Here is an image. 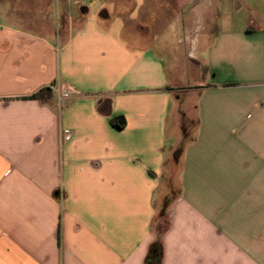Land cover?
<instances>
[{
	"label": "crops",
	"instance_id": "0c3cea01",
	"mask_svg": "<svg viewBox=\"0 0 264 264\" xmlns=\"http://www.w3.org/2000/svg\"><path fill=\"white\" fill-rule=\"evenodd\" d=\"M111 2L0 27V264H146L186 132L161 264H264V0H218L214 27L178 0L200 27L158 47V7ZM54 84L77 93L26 99Z\"/></svg>",
	"mask_w": 264,
	"mask_h": 264
},
{
	"label": "rangeland",
	"instance_id": "374dc122",
	"mask_svg": "<svg viewBox=\"0 0 264 264\" xmlns=\"http://www.w3.org/2000/svg\"><path fill=\"white\" fill-rule=\"evenodd\" d=\"M112 0H0V27L13 26L22 31L28 33L40 34L45 27L48 28L49 32L63 30V25L68 17L69 10L72 11L74 17L79 16L82 7H88L91 12L92 17H99V15L108 10L109 14H115L114 3ZM122 1V0H121ZM135 3L144 4L145 0H134ZM176 1L178 0H147L146 7L153 9L158 7L159 14H151L146 17L147 22H153V20H158L159 26H156L154 32L162 33V40L156 43L157 47L161 44L175 43L174 40L176 36L180 34L193 33V29H198L200 26H186L183 25L185 22L189 21L191 18V6L187 5L183 8V16H180L176 9ZM195 1V0H193ZM204 1L205 3L197 4V8L205 9L206 4L212 7L210 14L212 21H210V27H214L216 24L217 17V4L218 0H198ZM190 2V1H189ZM147 9V10H148ZM70 16V15H69ZM159 39V37H158ZM174 160H171L168 164L169 168H172L171 175L169 177L171 183L176 188L177 191L181 193V187L178 183V175L180 172V166L178 160L180 156H175ZM169 176V175H168ZM161 197L159 198L157 205H161L163 197L172 195L168 190V184L162 183L160 187ZM176 193H179L177 192ZM162 194L163 197H162Z\"/></svg>",
	"mask_w": 264,
	"mask_h": 264
},
{
	"label": "trees",
	"instance_id": "16d2710c",
	"mask_svg": "<svg viewBox=\"0 0 264 264\" xmlns=\"http://www.w3.org/2000/svg\"><path fill=\"white\" fill-rule=\"evenodd\" d=\"M53 97L54 94L51 87H46L41 89L37 93L26 97V99L37 100L42 103H49L52 101ZM120 120L121 119L116 118L111 121L112 125L115 126V128H117L118 130H122L125 127L124 120ZM192 141H194L193 138L187 136V132L184 133V137L175 151V156H180L185 147ZM165 183L168 184V190L172 195L163 197L161 205L159 207L157 205V214L152 224L156 233V240L150 248V251L146 258V264H161V260L163 258V237L170 224L169 209L174 201L180 197V192L177 191L176 188L174 189V186L169 178L166 179ZM176 191L179 193H176Z\"/></svg>",
	"mask_w": 264,
	"mask_h": 264
},
{
	"label": "built area",
	"instance_id": "2783aa9c",
	"mask_svg": "<svg viewBox=\"0 0 264 264\" xmlns=\"http://www.w3.org/2000/svg\"><path fill=\"white\" fill-rule=\"evenodd\" d=\"M53 93L55 94L59 103L63 101L73 98L76 95V89L72 86H62L60 84H54L51 86ZM71 136L67 135L65 137L66 142L70 140Z\"/></svg>",
	"mask_w": 264,
	"mask_h": 264
}]
</instances>
